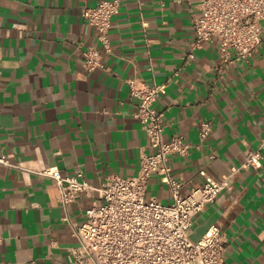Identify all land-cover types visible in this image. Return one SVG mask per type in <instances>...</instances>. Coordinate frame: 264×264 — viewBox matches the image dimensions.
<instances>
[{"label": "crops", "instance_id": "0c3cea01", "mask_svg": "<svg viewBox=\"0 0 264 264\" xmlns=\"http://www.w3.org/2000/svg\"><path fill=\"white\" fill-rule=\"evenodd\" d=\"M101 1L0 0V150L26 168L0 164V262L75 264L73 228L100 195L81 194L66 207L58 183L37 172L83 169L94 186L137 176L152 152L128 83L138 77L167 84L156 103L165 137L191 143L188 155L170 159L184 195L203 184L202 171L220 179L237 169L196 217L192 239L218 225L227 237L225 264H264V158L258 169L243 167L249 151L261 147L264 156V43L237 64L221 65L217 43L189 59L195 4L121 0L104 54L108 69L88 71L82 51L102 45L83 9ZM203 121L212 124L205 140ZM147 198L174 201L159 174Z\"/></svg>", "mask_w": 264, "mask_h": 264}, {"label": "built area", "instance_id": "2783aa9c", "mask_svg": "<svg viewBox=\"0 0 264 264\" xmlns=\"http://www.w3.org/2000/svg\"><path fill=\"white\" fill-rule=\"evenodd\" d=\"M182 1L195 4L198 9L194 14V40L187 54L189 59L206 43H217L221 65L237 64L253 58L263 45L264 0ZM121 6V0H103L83 9L84 18L96 29L102 45H90L82 51L88 71L108 69L104 54L112 50L110 32ZM128 83L132 95L139 101L136 116L152 147V152L142 157L137 176L115 175L103 185L94 186L83 169L68 174L54 166L37 172L58 183L59 200L66 207L81 194L100 195L88 209L87 219L73 228L79 241L73 251L75 264H225L227 237L220 226L212 225L197 241L191 234L196 217L229 187L237 169L220 179L202 171L203 184L184 195L183 181L174 175L170 159L188 155L191 143L183 135L165 137V113L156 103L167 92V84L150 85L138 77L128 79ZM211 131V122L203 121L202 140ZM263 158L261 147L249 151L243 167L258 169ZM0 164L26 170L1 150ZM155 174L168 184L173 203L147 198L148 186Z\"/></svg>", "mask_w": 264, "mask_h": 264}]
</instances>
